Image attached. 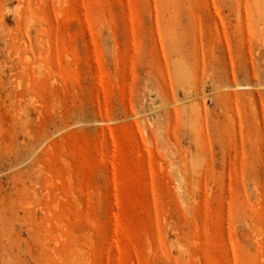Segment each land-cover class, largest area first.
<instances>
[{
    "label": "rangeland",
    "instance_id": "rangeland-1",
    "mask_svg": "<svg viewBox=\"0 0 264 264\" xmlns=\"http://www.w3.org/2000/svg\"><path fill=\"white\" fill-rule=\"evenodd\" d=\"M0 264H264V0H0Z\"/></svg>",
    "mask_w": 264,
    "mask_h": 264
},
{
    "label": "bare ground",
    "instance_id": "bare-ground-1",
    "mask_svg": "<svg viewBox=\"0 0 264 264\" xmlns=\"http://www.w3.org/2000/svg\"><path fill=\"white\" fill-rule=\"evenodd\" d=\"M176 72L178 73V71H176ZM180 73L183 74L182 72H179V75H180ZM175 76H176V79H177V76H178V75H175ZM178 77H179V76H178ZM182 79H184V78L182 77ZM176 82H178V83H177L178 85L180 84V83H179V79H178V81L176 80ZM179 86H180V85H179ZM191 175H193V173H192ZM193 177H194V176H193ZM193 177H191V178H193ZM199 178H200V176H199ZM196 181H197V179H196ZM182 183H183V182H182ZM178 188H179V187H178ZM185 194H186V193H185ZM177 195H178V194H177ZM181 196H182V195H181ZM183 202H184V201H183ZM183 202H182V203H183ZM191 211H192V210H191Z\"/></svg>",
    "mask_w": 264,
    "mask_h": 264
}]
</instances>
